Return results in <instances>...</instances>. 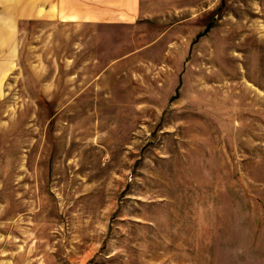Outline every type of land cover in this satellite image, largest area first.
Here are the masks:
<instances>
[{
	"label": "rangeland",
	"instance_id": "obj_1",
	"mask_svg": "<svg viewBox=\"0 0 264 264\" xmlns=\"http://www.w3.org/2000/svg\"><path fill=\"white\" fill-rule=\"evenodd\" d=\"M191 3L82 48L22 26L0 264H264V0Z\"/></svg>",
	"mask_w": 264,
	"mask_h": 264
},
{
	"label": "crops",
	"instance_id": "obj_2",
	"mask_svg": "<svg viewBox=\"0 0 264 264\" xmlns=\"http://www.w3.org/2000/svg\"><path fill=\"white\" fill-rule=\"evenodd\" d=\"M170 1L186 3L177 5ZM194 6L193 3L189 5V0H0V87L13 64L19 63V51L23 42L22 26L26 23L43 24L42 32L45 33L51 31L50 24L55 26L53 31L57 29V32L68 28L69 34L72 33L76 39L74 44L77 46L74 47L82 48L83 30L90 31L89 38H93L99 28L113 31L116 26H122L124 32L127 30L126 26L136 25L142 18L171 17L188 13L189 8ZM179 24L183 22L176 20L169 25ZM138 46L137 43L129 45L134 48L124 55L142 50L137 49Z\"/></svg>",
	"mask_w": 264,
	"mask_h": 264
}]
</instances>
